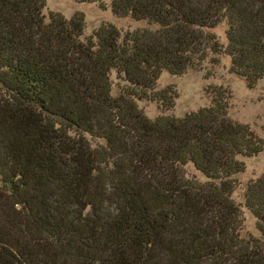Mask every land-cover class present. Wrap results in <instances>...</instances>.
<instances>
[{"label": "trees", "instance_id": "1", "mask_svg": "<svg viewBox=\"0 0 264 264\" xmlns=\"http://www.w3.org/2000/svg\"><path fill=\"white\" fill-rule=\"evenodd\" d=\"M111 3L155 28L85 38L81 13L0 0V264H264V175L245 193L256 236L232 199L264 139L229 116L230 91L211 87L210 106L182 118L136 102L172 107L160 76L222 53L249 87L264 79V0Z\"/></svg>", "mask_w": 264, "mask_h": 264}, {"label": "rangeland", "instance_id": "2", "mask_svg": "<svg viewBox=\"0 0 264 264\" xmlns=\"http://www.w3.org/2000/svg\"><path fill=\"white\" fill-rule=\"evenodd\" d=\"M60 13L67 19L81 13L84 15V37L87 38L104 24L114 25L125 36L126 33L146 28H155L145 22H136L131 17L115 15L111 0H102L91 4L81 3L79 0H46L44 14ZM226 26L214 29L221 44H226ZM230 58L224 53L211 55L204 63L188 70L180 76L163 73L158 81L157 90L172 89L177 98L172 107H165L162 103L149 100H136L138 106L150 119L163 116L182 118L197 112L211 104V87H223L230 91L229 116L239 123L247 124L261 138L264 139V79L249 87L243 77L232 73ZM112 95L119 97L123 93L125 83L115 71L111 72ZM95 143V142H94ZM246 169L237 175V187L232 199L243 212V237L256 236L255 219L245 208V193L247 186L253 180L264 175V151L257 157L245 160ZM189 177L205 179L191 167L187 168Z\"/></svg>", "mask_w": 264, "mask_h": 264}]
</instances>
